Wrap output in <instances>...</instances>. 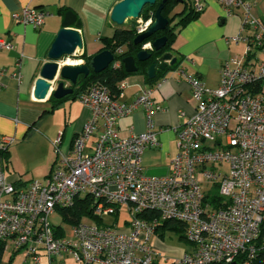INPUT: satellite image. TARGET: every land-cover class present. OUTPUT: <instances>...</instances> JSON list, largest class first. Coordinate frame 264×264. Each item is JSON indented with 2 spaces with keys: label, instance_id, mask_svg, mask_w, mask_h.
Masks as SVG:
<instances>
[{
  "label": "built area",
  "instance_id": "obj_1",
  "mask_svg": "<svg viewBox=\"0 0 264 264\" xmlns=\"http://www.w3.org/2000/svg\"><path fill=\"white\" fill-rule=\"evenodd\" d=\"M207 1L189 0V6L200 13ZM216 1L227 15L241 11L240 32L227 41L242 42L243 52L221 64L216 87L178 69L195 110L175 128L177 152L166 174L147 175L142 166L143 152L158 145L154 118L164 107L152 98V88L163 79L140 88L129 102L121 100L125 80L118 82L117 95L104 84L89 85L77 98L91 117L67 153L59 148L61 134L53 141L57 159L46 178L19 188L0 162V241L12 253L24 252L18 264H231L239 256L240 264H250L264 247V24L244 0ZM153 14L135 19L137 34L147 30ZM48 15L26 6L13 18L39 28ZM0 48L12 46L0 39ZM121 52L113 53L112 67L122 63L115 60ZM136 110L144 114V131L121 137L119 119ZM13 141L0 135V153ZM77 199L87 201L92 216L84 218L94 223L83 218L68 230L49 221ZM122 207L124 227L103 223ZM142 211L157 215L142 218ZM166 220L183 225L190 247L160 263L148 241Z\"/></svg>",
  "mask_w": 264,
  "mask_h": 264
},
{
  "label": "crops",
  "instance_id": "obj_2",
  "mask_svg": "<svg viewBox=\"0 0 264 264\" xmlns=\"http://www.w3.org/2000/svg\"><path fill=\"white\" fill-rule=\"evenodd\" d=\"M117 1L0 0V39L12 46L0 48V135L14 137L7 152L0 154V162L4 164L7 179L15 186L23 188L33 179L46 178L57 159L53 141L61 134L59 148L67 153L74 137L91 117L90 109L80 103L78 96L59 102L51 98L52 91L43 99L33 96L35 81L42 64L48 60L47 54L58 30L62 27L78 29L83 42L80 51L86 56L95 55L103 47V37L110 38L116 28L132 25L131 20L121 26L111 22L109 14ZM244 1L264 24V0ZM26 6L49 12L39 28L21 24L13 18L14 13ZM241 22L240 10L227 15L216 0H208L202 12L175 29L168 51L177 58L176 66L156 73L152 82L141 72L130 73L122 79L128 83L122 91L124 102L131 101L140 88L151 87L163 79L159 88H152V98L164 107V111L154 118L158 145L147 148L142 154V166L147 175L160 176L168 172L177 152L175 128L195 110L190 87L178 69L183 68L207 86L216 87L221 64L243 52L242 42L227 41L240 32ZM65 59L60 67L65 65ZM117 126L121 137L140 133L145 129L144 114L136 110L119 119ZM95 139L96 135L89 139L86 151H91ZM163 235L164 229L159 228L148 241L158 252L160 263L165 258L174 261L188 250L167 244Z\"/></svg>",
  "mask_w": 264,
  "mask_h": 264
},
{
  "label": "water",
  "instance_id": "obj_3",
  "mask_svg": "<svg viewBox=\"0 0 264 264\" xmlns=\"http://www.w3.org/2000/svg\"><path fill=\"white\" fill-rule=\"evenodd\" d=\"M167 0H161L157 5L153 22L143 33L137 34L134 38V44H141L157 31L164 30L169 20L162 15V10ZM181 2V0H178ZM157 0H119L117 1L109 14L111 22L121 26L129 20H135L140 16L144 6H152ZM167 41L166 36L156 38L153 42H149L151 48H141L135 55H128L122 58L123 69L127 73H135L138 70L137 62H147L151 58L152 50H161ZM83 46L82 37L78 29L72 27H62L58 30L54 41L48 51V60L41 66L39 78L34 84L33 96L36 99H43L49 91L55 99H61L73 93L72 85L77 83L80 75L86 77L90 70L95 73L101 72L109 67L114 60L113 53L108 49H103L96 53L90 65L83 62L74 64H65L60 67V63L64 57L75 56L76 52L81 50ZM177 58L171 52L166 51L158 57L157 60L151 62L146 69V76L152 80L157 70H164L168 66L175 65ZM68 82V84H66ZM231 264H237L232 262Z\"/></svg>",
  "mask_w": 264,
  "mask_h": 264
},
{
  "label": "trees",
  "instance_id": "obj_4",
  "mask_svg": "<svg viewBox=\"0 0 264 264\" xmlns=\"http://www.w3.org/2000/svg\"><path fill=\"white\" fill-rule=\"evenodd\" d=\"M160 1L161 0H157V2L152 6H149V5L144 6L141 13H140V16L146 17L149 11L154 13V11H155V9H156V7ZM178 3H185V8L183 11H181V13H179L180 14L179 20L176 23H173L175 16L174 15L172 16L171 13H172L175 5ZM64 10L66 11V9H64ZM161 13L165 18H167L169 20L167 27L162 31L155 32L148 39H146L143 43L136 45L133 42L134 38L137 36V32L135 30V22L136 21L134 20L130 27H127V28L118 27V28H116L112 37H110V38L103 37L102 38L103 47L101 48V50L108 49L112 53H114L115 50L121 48L122 52L118 55H115V60H118V59L122 60V58L125 56L135 55L142 48V45L144 43L153 42L158 37L166 36L167 41L165 43V46L161 50H159V51L152 50L151 58L147 62H137L136 63L138 66L137 72H141V73L146 75V69H147L148 65L151 62L157 60L158 57L162 55V53L169 50L171 43L173 42V38L175 36V29L179 26L185 25L188 21L195 18L199 14V12H195L191 9V7L189 6V0H181V2H179L178 0H167ZM93 56L94 55L86 56L85 54H83L82 59H84L85 64L89 66L90 61H91ZM177 63H178V60H176L175 65L168 66V67L176 66ZM166 69H167V67L164 70H157L156 73H162ZM129 74L130 73H127L124 71L122 63L117 68L112 67V64H110L108 68H106L105 70L98 72V73H95L92 70H90L89 74L86 77L80 75L78 77L77 83L75 85L71 86L73 88V93L70 95H67L61 99H64L67 97L76 98L82 91H84L89 85H91L93 83L104 84L105 86H107L110 89V91L113 94L117 95V93L119 92V90L117 88L118 82L121 81L122 79H124L125 77H127ZM155 79H156V77H154V79H152V80H148V79L147 80L152 82ZM51 98L53 99L54 102H59L61 100V99H55V98H53V96H51ZM5 152H7V150L3 151L0 154H4ZM58 211L61 212L63 220L70 225L76 224L78 221H80L84 217H91L92 216L91 215L92 214L91 209L87 205V201L86 200H80V199H77L72 206L67 207V208H60ZM118 214H119V208L116 209V212L113 215L117 216ZM138 215H139V217H142V218H151V217L153 218L154 216L157 215V212H155V211H142ZM97 222L100 223L99 220H97ZM167 227L173 229L179 235L180 238L185 239L184 234H183V225L181 223L173 221V220L163 221L156 228L155 232L159 228L166 229ZM3 251H4V243L2 241H0V260H1V256H2ZM15 255H16V252H13L11 257H10V261L8 264H12ZM242 260H243L242 256H239L238 258H236L237 264H240ZM250 264H264V247H259L256 250V255L250 261Z\"/></svg>",
  "mask_w": 264,
  "mask_h": 264
},
{
  "label": "rangeland",
  "instance_id": "obj_5",
  "mask_svg": "<svg viewBox=\"0 0 264 264\" xmlns=\"http://www.w3.org/2000/svg\"><path fill=\"white\" fill-rule=\"evenodd\" d=\"M184 8H185V3H178L175 5V7L171 13L172 16L173 15L175 16L173 23H176L179 20V16H180L179 13H181V11H183ZM133 21L134 20L130 21L131 24L133 23ZM125 24H127V23H125ZM82 55H83V52L79 50L76 52L75 56L64 57L63 59L69 58V59L77 60V61L81 60V62L85 63L84 60L82 59ZM65 64H68V63H65ZM214 192L217 193V190H214ZM125 215H126V209H125V207H122L121 210H119V214L117 216H115V215L104 216L103 217V223L109 224V225H114L116 227H120V226L124 225V219L126 218ZM84 219H86V221L89 223H94V220H92V219L91 220L87 219V218H84ZM49 221L54 226H61V227L68 229V230L71 227L70 224H68L67 222H65L63 220L62 214L58 210L49 217ZM163 236H164V242H166L169 245L180 246V247H185V248L190 247L189 242L186 239L180 238L179 235L173 229H171L169 227L164 229V235ZM7 247L8 248H5L3 253H2L0 264H8L10 261V257L12 255V252L9 248L8 243H7ZM23 254H24L23 251L17 252L15 257H14L12 264H18L22 260ZM45 263H46V260L42 259V264H45ZM67 264H74V263L72 262V260L69 259L67 261Z\"/></svg>",
  "mask_w": 264,
  "mask_h": 264
},
{
  "label": "bare ground",
  "instance_id": "obj_6",
  "mask_svg": "<svg viewBox=\"0 0 264 264\" xmlns=\"http://www.w3.org/2000/svg\"><path fill=\"white\" fill-rule=\"evenodd\" d=\"M76 61H77V60H74V62H73L72 59H68V58H67L64 62H65V63H70V64L72 63V64H74V63H77ZM78 63H79V62H78Z\"/></svg>",
  "mask_w": 264,
  "mask_h": 264
}]
</instances>
